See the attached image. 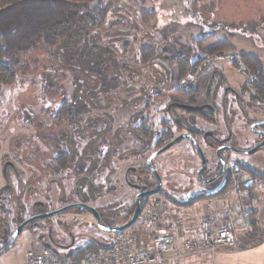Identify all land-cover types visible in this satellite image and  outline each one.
Returning a JSON list of instances; mask_svg holds the SVG:
<instances>
[{"label": "flooded vegetation", "instance_id": "af4514ba", "mask_svg": "<svg viewBox=\"0 0 264 264\" xmlns=\"http://www.w3.org/2000/svg\"><path fill=\"white\" fill-rule=\"evenodd\" d=\"M176 60L165 56L161 63L171 70ZM236 64V85L224 72L216 82L209 64L208 72L172 70L169 78L165 72L169 94H156L154 104L136 83L115 92L101 81V87L63 94L45 115L36 112L42 117L32 136L1 137L0 264H9L21 245L29 246L26 253L46 247L61 256L99 248L100 236L113 234L107 227L133 217L138 196L132 226L151 198L179 189L171 178L180 172L206 190L199 196L228 191V184L210 186L223 175L232 180L235 168L259 173L250 166L264 167V97L256 91L264 72ZM180 144L183 150L169 151ZM168 163L176 165L171 176L163 172Z\"/></svg>", "mask_w": 264, "mask_h": 264}, {"label": "rangeland", "instance_id": "374dc122", "mask_svg": "<svg viewBox=\"0 0 264 264\" xmlns=\"http://www.w3.org/2000/svg\"><path fill=\"white\" fill-rule=\"evenodd\" d=\"M97 2L102 3L104 0ZM115 4L116 8L109 12L106 29L101 34L88 35L84 40L81 38L79 43L71 45H67L63 39L54 44L41 42L33 54H28L30 64L26 70L19 72L17 81L12 85L0 87V138L18 139L21 136H32L35 130L32 127L42 117L35 116L36 112L45 115L47 109L63 99V94L68 97L74 90L87 87L89 82L95 84L93 79L96 80L97 77L102 82L107 77L110 82L114 81V85L111 84L109 88H114L115 92L123 86L126 88L127 83H136L146 90L150 102L154 104L156 94H169V81L165 72H168L169 78L172 70L179 71L176 66L168 69L161 60L165 56L178 55L179 51L182 54L190 52L189 69L208 72L207 67L210 66V76L215 72L216 82H219L220 74L222 72L223 75L224 72L234 85L236 83L233 81L240 79V73L233 69V66L239 68L233 61L238 59L241 53L257 56L264 63V0H121V4L117 0ZM149 13L153 14V17H150ZM108 31H112L110 33L113 35L108 34ZM211 33H215L218 39H227L236 51L230 56L227 53L222 56H206L197 41ZM208 44L210 42H206L205 46ZM97 45H102V48L110 47L120 55L118 58L106 55L101 68L108 65V72L89 73L82 62L72 54V51L77 52L82 48L85 57L87 52L93 46L98 47ZM145 47H151L154 51L153 59L147 64L143 63L142 59ZM171 47L176 51L171 50ZM93 49L96 52L95 59L98 60V49ZM197 57H203V62H195ZM110 60L117 62L116 65L109 62ZM99 79L96 80L98 83ZM182 144L169 151L183 150L181 148L185 144ZM250 167L257 168L262 175V182L258 186L260 175L254 178L250 173L236 185L227 175H223L210 186L211 190L214 186L219 189L228 184V188L233 190L231 196L229 195V208L226 210L230 225L215 227L213 216H210L219 214L214 198L225 193L210 196L207 192L206 196H199L206 190L192 186L191 180L184 178L180 172L171 178V183L176 184L179 189L172 190L170 196L151 198L137 224L128 230L138 239L152 238L160 232L172 231L178 242L182 243L191 235H204L206 227L213 230L232 229L237 235V244L238 235L244 243L254 242L255 236L264 235V167L255 164ZM174 168L176 165L168 163L163 172L171 176ZM209 200H213V207L207 205ZM250 211L256 214L258 229L250 223ZM259 213H263L261 218L260 215L258 217ZM223 218H227V215L224 214ZM100 238L104 242L111 239L106 234H102ZM28 248L29 246L21 245L13 251L9 255V264H26ZM180 264H212L211 255H190Z\"/></svg>", "mask_w": 264, "mask_h": 264}, {"label": "trees", "instance_id": "16d2710c", "mask_svg": "<svg viewBox=\"0 0 264 264\" xmlns=\"http://www.w3.org/2000/svg\"><path fill=\"white\" fill-rule=\"evenodd\" d=\"M98 0H0V87L3 85H12L17 81L18 74L22 70H26L28 67L27 56L29 53H34L37 49V45L41 42L47 44L57 43L59 39L67 45L77 44L80 39L90 35L102 33L106 29V19L110 16L109 12L115 9L117 0H104L102 3H98ZM121 4V0H118ZM128 6V5H127ZM118 8V7H117ZM125 8V7H124ZM145 15V12H142ZM153 17V14H150ZM146 16H143L145 18ZM90 21V23L88 22ZM111 21H109L110 23ZM112 28V26H110ZM112 31H108V34ZM65 37V38H63ZM199 47L206 53V56H222L228 52H235L236 48L229 43L227 39H218L215 33H211L206 38H200L198 41ZM206 42H210L205 46ZM79 46V44L77 45ZM94 47L98 49V60L95 59L96 52L92 48L87 52L86 56L83 54L81 48L80 51H72V54L76 56L81 62L83 67L89 73H100L102 71L108 72L110 70L108 65L101 68L106 59V55L112 57L120 55L116 54L110 47L97 45ZM171 50H174L171 49ZM143 63L147 64L154 57V51L151 47L143 48ZM178 65L180 72H192L194 69L190 66V52L182 54L178 52L173 54ZM240 61L242 65H246L252 70L258 71L257 73H263L264 69L261 66L260 59L247 55L240 54ZM111 57H109L110 59ZM238 59L233 61L239 63ZM198 61H202L198 60ZM112 64L113 60H110ZM85 64V65H84ZM237 65V64H236ZM113 67V66H112ZM99 78L97 77L96 80ZM93 79L95 84L89 82L86 89H95L101 87L99 83ZM109 77L105 78L103 83L104 87H110L111 84ZM260 83L257 85L258 94L260 97H264V76L259 79ZM249 171V170H248ZM249 173L252 177L259 176L256 171L250 170ZM260 177V176H259ZM228 186V185H227ZM224 189H221L217 193H211L217 195L222 193ZM208 197V196H207ZM250 217L251 225L258 229V221L256 220V214L254 211L248 213ZM236 246V245H235ZM234 247V246H233ZM98 250V246L89 248L87 250L79 251L78 253L71 255L74 258L86 256Z\"/></svg>", "mask_w": 264, "mask_h": 264}, {"label": "built area", "instance_id": "2783aa9c", "mask_svg": "<svg viewBox=\"0 0 264 264\" xmlns=\"http://www.w3.org/2000/svg\"><path fill=\"white\" fill-rule=\"evenodd\" d=\"M235 185L246 178L248 172L235 168L232 173ZM213 207V200L207 201ZM237 235L232 229L213 230L206 227L204 235H191L179 243L172 231H163L152 238L138 239L124 230L113 232L109 242L103 243L97 251L74 258L61 256L43 247L26 253V264H180L194 254H214L220 247H233Z\"/></svg>", "mask_w": 264, "mask_h": 264}, {"label": "crops", "instance_id": "0c3cea01", "mask_svg": "<svg viewBox=\"0 0 264 264\" xmlns=\"http://www.w3.org/2000/svg\"><path fill=\"white\" fill-rule=\"evenodd\" d=\"M258 183L259 179L257 181V186ZM232 192L233 190L229 189L225 192V194H217V198H214L218 206L219 214H211L210 216H213V224L215 225V227H224L230 225V221H228L229 215L226 210L229 208L228 205L231 202V197H229V195L231 196ZM233 208H235V206H233ZM224 214L227 215V218H223ZM259 215L261 218V216H263V213H259L258 217ZM239 221H241V219ZM238 238L240 239L239 235ZM239 239L236 246L220 247L216 253L210 254L212 264H264V235L262 237L255 236L254 242L246 241L244 243L241 240L242 238L240 240Z\"/></svg>", "mask_w": 264, "mask_h": 264}, {"label": "water", "instance_id": "95a60500", "mask_svg": "<svg viewBox=\"0 0 264 264\" xmlns=\"http://www.w3.org/2000/svg\"><path fill=\"white\" fill-rule=\"evenodd\" d=\"M184 136H186L185 135V133L184 134H181V135H179V136H177L174 140H172L170 143H168L167 145H165L164 147H162L161 149H159L156 153H159V152H161V151H163V150H165V149H168L171 145H173L174 143H176L178 140H180L182 137H184ZM255 150H257V147L256 148H254V149H252V150H250V151H248L249 153H252V152H254ZM156 153H154V154H156ZM222 171H223V169L218 173V174H216V175H214L213 177H211L210 179H208L207 181H213L218 175H220L221 173H222ZM151 192H155V190H152ZM141 196V195H140ZM140 196H138L137 197V199H136V203H137V208H136V211H135V213H134V215H133V217L128 221V222H126V223H124V224H121V225H118V226H115V227H107L106 229L108 230V231H111V232H120V231H124V230H127L128 228H130L134 223H135V221L137 220V218H138V216H139V214H140V204H139V199H140ZM48 214H51V213H48ZM31 221V219L30 220H27L26 222H24L22 225H21V227H19V229L18 230H21V228L23 227V225L25 224V223H28V222H30Z\"/></svg>", "mask_w": 264, "mask_h": 264}]
</instances>
